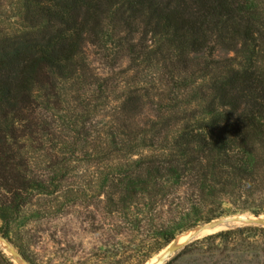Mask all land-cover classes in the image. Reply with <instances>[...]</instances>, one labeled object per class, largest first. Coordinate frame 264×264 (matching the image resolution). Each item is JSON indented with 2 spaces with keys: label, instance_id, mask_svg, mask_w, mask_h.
<instances>
[{
  "label": "trees",
  "instance_id": "trees-1",
  "mask_svg": "<svg viewBox=\"0 0 264 264\" xmlns=\"http://www.w3.org/2000/svg\"><path fill=\"white\" fill-rule=\"evenodd\" d=\"M18 17L15 28H0L4 238L35 197L40 217L66 207L51 204L64 196L66 147L91 135L93 102L108 97L90 73V46L163 72L159 90H130L99 134L103 158L115 161L101 177L100 203L137 234L152 233L145 256L199 224L264 213V0H19ZM91 89L98 95L85 96ZM152 96L158 119L142 127L136 119ZM34 152L51 159L35 166ZM206 242V252L263 258L264 226L223 229L182 252Z\"/></svg>",
  "mask_w": 264,
  "mask_h": 264
},
{
  "label": "rangeland",
  "instance_id": "rangeland-1",
  "mask_svg": "<svg viewBox=\"0 0 264 264\" xmlns=\"http://www.w3.org/2000/svg\"><path fill=\"white\" fill-rule=\"evenodd\" d=\"M18 8L19 0H0V28L11 30L20 23ZM119 55H112L109 59L94 46L88 48L87 61L90 73L100 78V83L104 86H109L105 91L108 97H101L93 102L100 105L92 114L91 135L87 139H79L78 144L66 147L68 157L66 180L61 187L63 191L61 194L64 196L51 203L56 206L55 208L61 204L66 207L57 218L48 216L50 214L45 216L43 213L40 217L36 212L38 198H33V203L26 208L25 213L12 222L9 228L10 240L0 234V264H28L21 256L20 249L36 264H138L143 260L142 264H152L168 246L149 257L145 256L146 245L151 241L152 233L145 231L144 234H137L127 223L122 222L117 214H106L100 203L101 177L104 171L112 170L110 167L115 161L103 158L106 152L105 138L99 134L115 124L116 108L130 90L140 86L159 90L158 78L163 73L159 66L153 63L150 67L148 63H143L136 70L127 55ZM92 94L98 95L91 89L85 96L89 97ZM159 101L160 98L157 96L145 99V103L147 102L145 111L136 119L140 126H149L152 121L158 119L156 103ZM52 154L56 152L53 151ZM33 156V165L39 167L45 166V162L51 159L47 156L40 157L36 152ZM45 174L47 177L50 176L51 169L48 168ZM1 191L4 193L0 188ZM241 214L256 215L251 212ZM259 216L264 218V213ZM215 221L217 220L199 224L195 227L196 231ZM146 226L144 227L147 228ZM189 231L190 234L196 232L191 228L180 232L175 238L178 239ZM202 231L205 235L199 239L209 235L206 233H211ZM116 233L121 234L118 237L109 236ZM183 242L170 244L179 246ZM208 244L211 242H206L201 250L193 247L182 252L184 245L163 264H264V257L259 258L252 253L242 251L220 253L221 250L215 252V249L206 252Z\"/></svg>",
  "mask_w": 264,
  "mask_h": 264
},
{
  "label": "water",
  "instance_id": "water-1",
  "mask_svg": "<svg viewBox=\"0 0 264 264\" xmlns=\"http://www.w3.org/2000/svg\"><path fill=\"white\" fill-rule=\"evenodd\" d=\"M259 215H249V214H237V215H232V216H226L220 219H217V221L210 223L206 226H215V225H221V227H223V229H231V228H235L238 227L242 224L244 225H263L264 224V219H257ZM205 227V226H204ZM196 229V228H194ZM222 229V230H223ZM220 231V230H218ZM218 231L212 232V233H216ZM212 233H208V234H212ZM201 236H203L201 234V232H196L195 234L191 235L188 239V241L184 244H182L181 246H179L177 249L183 247L184 245H187L188 243L195 241L197 239H199ZM177 249H175L173 252H175ZM171 249L169 248V245L159 254L158 259L159 262L158 264H163L164 261H166L167 259L170 258V256L172 255Z\"/></svg>",
  "mask_w": 264,
  "mask_h": 264
},
{
  "label": "bare ground",
  "instance_id": "bare-ground-1",
  "mask_svg": "<svg viewBox=\"0 0 264 264\" xmlns=\"http://www.w3.org/2000/svg\"><path fill=\"white\" fill-rule=\"evenodd\" d=\"M257 219H264V218H261V216H258L257 217ZM223 227H221V225H215V226H205V227H202V228H199L197 231H196V229H195V231L196 232H201V234L202 235H205L204 233H202L203 231L202 230H204L205 232H211L212 233V231H217V230H220V229H222ZM192 232V231H191ZM196 232H192L191 234H190V231L189 232H186V233H184V234H182L178 239H175V241H174V243H171V244H180L181 242H183V241H185V242H183V244L184 243H186L187 241H188V239H189V237L191 236V235H193V234H195ZM188 234H190L189 236H187ZM206 234H208V233H206ZM4 243V242H3ZM169 245V248L171 249V252H173L175 249H177L179 246H181V245H179V246H172V245ZM11 249V248H10ZM174 253V252H173ZM172 253V254H173ZM158 262H159V259L158 260H156V262H154V263H152V264H158Z\"/></svg>",
  "mask_w": 264,
  "mask_h": 264
}]
</instances>
